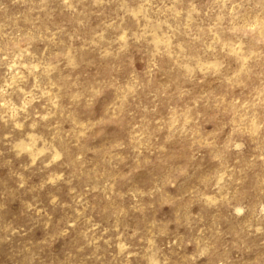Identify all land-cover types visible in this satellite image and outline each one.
I'll list each match as a JSON object with an SVG mask.
<instances>
[{"label": "rangeland", "instance_id": "obj_1", "mask_svg": "<svg viewBox=\"0 0 264 264\" xmlns=\"http://www.w3.org/2000/svg\"><path fill=\"white\" fill-rule=\"evenodd\" d=\"M0 264H264V0H0Z\"/></svg>", "mask_w": 264, "mask_h": 264}]
</instances>
